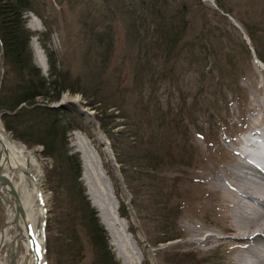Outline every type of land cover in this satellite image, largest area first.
Wrapping results in <instances>:
<instances>
[{"label": "trees", "instance_id": "obj_1", "mask_svg": "<svg viewBox=\"0 0 264 264\" xmlns=\"http://www.w3.org/2000/svg\"><path fill=\"white\" fill-rule=\"evenodd\" d=\"M176 1L182 3L184 0H83L81 23L82 40L86 43L82 57L89 68L93 65L92 70L99 72V77L105 75V70L110 67L114 50L112 28L119 21L118 14L122 22H127V36L138 46V56L133 60L135 66L132 88L128 91L143 88L147 78L152 88L146 93L140 115L134 117V124H129L132 141L122 142V133H111L102 120L103 115L114 108L112 102L116 99L113 96L122 97L117 99L118 110L122 112L120 118L130 119L129 111L125 108L126 99H123L127 90L123 94L116 90L107 94L101 82L92 77L94 79L84 87V93L89 96H83L93 100L86 102L84 107L97 112V127L109 141L114 162L119 165L122 180L128 185L127 191L136 196V190L133 193L129 184L133 180L147 183L145 187L148 189L146 193L149 205L146 212L153 222L157 223L159 220L160 225L156 228L158 231L163 230L161 236L170 231L171 225L177 224V199L180 193L176 188L179 184L176 178H171V185L164 190V183L157 184V176L162 168L187 166L185 144L189 140V130L193 129L192 125L196 122L193 119L194 112L199 111L214 118L222 103L220 94L225 92L227 95L229 92L237 97L239 93L238 98H241L242 94L238 89L236 91L237 82L229 79L240 71L238 63L251 60L250 49L244 43L241 44L243 50L240 54L245 53L247 60L238 58L233 51L221 54L222 50L204 32H199L196 37L188 40L190 25L186 18L187 8L182 3L173 12L171 8ZM217 4L222 11L225 9L219 2ZM40 6V0H0V45L5 71L0 87V122L5 133L14 141L21 142L28 148L41 146L40 155L51 161L52 166L45 173L46 185L52 194V209L48 212L50 217L46 218L45 223L48 264H118L109 248L107 231L80 183L79 156L71 153L68 143L72 132L88 131L90 134L91 129L85 125L81 113L73 105L53 107V104L60 102L62 93L73 87H67L70 78L56 67L57 59L52 53H47L50 69L47 77L35 67L31 57L29 41L32 35L26 27L25 15L33 13L43 20L38 12ZM138 20L141 21L143 35L146 33L142 39L131 31L132 24H136ZM245 27L248 38L254 44L256 58L264 64V37H259L256 31L246 25ZM97 58L99 64L94 62L91 65ZM160 59L165 62V67L154 71L151 62ZM223 60L227 61L223 63ZM190 72L200 76L201 86L219 78L218 84L210 85L215 86L210 92V101L205 102L208 107L205 110L198 108L204 106L198 99L203 94L202 88L197 91L199 95L194 96L189 89L187 91L182 87V81L187 79ZM214 73L218 76L214 77ZM157 82L168 84L177 92L176 107L171 106L172 102L169 100L164 103L157 100L156 91L153 90ZM134 83L138 86H133ZM38 99L42 102H37ZM155 125L168 131V137H164V141L152 132ZM147 129L152 130L150 134L145 132ZM93 145L96 146L97 142L94 141ZM130 171L139 174V178H134L135 174ZM108 175L111 176L110 173ZM118 188L117 193L120 192ZM118 201V215L130 224L129 234L135 236L138 229L132 223L127 206L122 200ZM130 204L139 222L141 214L134 197L130 199ZM174 239L175 237L166 238L153 245ZM186 256L175 255L172 260L174 262L178 257Z\"/></svg>", "mask_w": 264, "mask_h": 264}, {"label": "rangeland", "instance_id": "obj_2", "mask_svg": "<svg viewBox=\"0 0 264 264\" xmlns=\"http://www.w3.org/2000/svg\"><path fill=\"white\" fill-rule=\"evenodd\" d=\"M95 1L98 2L99 0ZM218 2L225 8L223 11L220 7H218ZM182 3L186 5V18L188 19L190 25L188 29V40L196 37L199 32H204L205 34L210 35V38L214 40L213 42L217 48L222 50L221 54L227 51H233V54L235 53L238 55V58L241 57L242 59H246V55H244L245 53L240 54L241 50H243L241 44L244 43L250 49L251 60L248 61L246 59L247 61L238 63L240 71H238L237 75H231L229 79V81L234 80L237 82L238 87L236 88V91L238 89L242 94L241 98H238L239 93L237 94V97H233L229 92L226 95L223 91L224 93L220 94L219 97V99L222 100V103L218 106V110L214 118H210L208 114L203 115L199 111L194 112L193 119H195L196 122L192 125L193 129L189 130V135L187 136L189 140L187 139V144H185L186 159H188L187 166L181 165L180 167L170 169L165 167L161 169L162 171L160 175L157 176V184L160 185L161 183H164V190L171 185V178L174 177L179 182L176 186L180 193L179 198L177 199L179 206V212H177L179 213L176 221L177 224L171 225L170 231L163 236H161L163 230L158 231L156 228L157 225H160L158 224L159 220H157V223L153 222L152 217L146 212L149 205L146 193L148 189L145 187L147 183L140 180L135 182L133 180L131 182L132 184H129V186L132 187L133 193L134 190H136V196H134L127 191L126 187H128V185H126L122 180L119 172V165L115 164L117 172H119L120 181L123 183L126 190V193L123 192L120 183H118L116 176H114L115 173H113L111 163L108 162L104 151L98 144V133L105 139L106 137L97 127V112L94 109L91 110L88 107H84L86 102H91L93 100L92 99L90 101L83 96H89L88 93H84L86 92L84 87L88 81H91L94 78L97 82H101L102 87H104V91L107 94L113 93L114 90H116L119 94H123L124 90H127V95L123 97V99H126L125 108L129 111L128 115L130 119L120 118L122 112L118 110L117 105L119 104V100L117 99H121L122 97L113 96V98L116 99L112 102L114 108L110 109L106 115H103L102 120L106 125L107 130L111 131V133H122V142L124 141L126 143L132 141L130 136L131 127L129 124H134V117L137 114L140 115V112L142 111L141 105H144L147 97L146 93L150 91L152 85L148 83L147 78L145 84L142 85L143 88H136L134 92L128 91V89L132 88L131 85L133 83L134 76L133 68L135 66L133 65V60H135L138 56V46L135 42L133 43V40H131L129 36H127V22H122L120 20V14H118L119 21H117L112 28L114 44L112 54L113 57L109 65L110 67L105 70V75L102 74L100 77L99 72L92 70V64L95 62L98 65L99 59H94L91 63L92 66L89 68L85 64L82 57L86 44L82 40L81 31V23L83 22V0H40L41 6L38 12L43 17V20L33 13H27L25 15L26 27L32 35V38L29 41V48L35 67L40 69L41 73L45 77L48 76L50 70L47 53H52L53 57L57 59L56 67L59 71L66 74L68 78H70V84H68L67 87H73H70L68 91L63 92L60 98L61 101L53 105L59 104L61 107L73 105L81 113V117L83 118L85 125L87 127L89 126L91 129L90 134L87 130L86 133H81L88 139L89 137H92L89 139L90 142L97 140V145L94 146L102 153L100 156H102L101 161L105 172L111 174L115 197L119 194V199L116 198L118 205V200H122L124 204H126L132 197H134L139 204L141 214L139 216V222H137L135 215V218L133 219V215L129 212L127 204L126 206L128 213L131 215L133 225L136 229H138V233L135 236H132L141 251L142 264H224L227 259L223 254L222 249H213L208 250V252H203L200 248H197L196 245L189 243L188 239L190 237L186 231L184 232V230L187 227L186 225H188V221L204 225V219L205 217L207 218V215H205L204 212L205 201L203 202V199H201L205 191L208 190L207 186L209 185L207 182L209 180L208 177H204L206 175V171L211 169L209 167H212L213 164H221L224 160L223 158H226V155H229L227 151L230 152L236 149L235 144H237L239 138H242L244 135L243 133L248 127L247 122L249 119L258 120L261 117L259 112L255 111L250 113V111L256 99V101L264 106V70L261 69L258 64L261 62L256 58L253 48L254 44L251 39L248 38L246 30L247 27H245V25L256 31L259 37H264V0H184ZM182 3H178L177 1L173 2L171 8L172 11L174 12L175 8ZM114 9L116 8L114 7ZM33 22L39 27V30L31 29L30 25H32ZM132 26L133 28L131 31L135 32L140 39H142L143 36H146V33L143 35L142 27H140V20H138L136 24H132ZM2 57L3 49H1L0 45V87L5 72ZM38 58L43 59L46 72H43V70L36 65V60ZM226 61L227 60H223V63ZM151 64L154 71H160L161 68L164 69L165 67V62L162 59L154 60ZM213 75L214 77L218 76L217 73H214ZM218 79V77L214 78L212 81L210 80L208 84L201 86L200 76L190 72L187 79L182 81V87L186 88L187 91L189 89L190 94L194 96L199 95L197 91L202 88L203 94L199 95L198 99L202 104H204V106H199L198 108H203L205 110L208 108L205 102L210 101V98L212 97L210 92L213 91V87L215 86L213 85L210 87V85H212V83L218 84ZM104 85H107V88ZM134 85L138 86L137 83H134L133 86ZM73 90L79 92L74 93ZM153 90L156 91L158 101L164 103L169 100L172 102L171 106L176 107L178 95L177 92H174L173 89L170 88V85L164 84L163 82H157L153 86ZM141 96H143V98ZM37 102H42V100L38 99ZM1 126L2 124L0 122V127ZM153 129L154 131L147 129L145 132L148 134H150L151 131L154 132V135L156 134L159 136L161 141H164V137H168V131L165 130V128H160L155 125ZM12 141L31 152L34 155L37 165L40 166L41 177L39 186L41 187L46 200L45 208L47 210V218L49 216L48 212L52 209V194L46 185L45 173L49 168H51V161L40 155L42 149L41 146L28 148L21 142L18 143L13 139ZM106 141L108 140L106 139ZM68 143H70L69 146L71 153L78 154L79 156V162L81 164L80 174L82 176V163L80 160V154L75 151L73 132L69 135ZM110 152L113 154L112 151ZM130 172L135 174V172ZM134 178L138 179L139 174H135ZM80 183L85 189V195H87L90 205H92L93 200L91 196L87 194V186L81 179ZM117 187H119V193H117ZM94 210L98 215L99 212L97 208H94ZM214 214L212 211V214H208V217L215 223L221 222L220 218L216 217V215L214 216ZM5 218V210L3 207H0V229L5 222ZM190 218H192V220ZM99 219L101 222V216H99ZM129 225L130 224L125 220V226L128 232L130 228ZM103 227L105 228V226ZM204 233H214L223 237V235L218 233L217 229L214 227H210L209 230H205ZM107 235L109 237V248H111L114 258H116L118 264H123L122 259L118 258V248L114 244L113 238L110 236L108 231ZM173 237H175L173 241L158 244L156 246L153 245L157 241H163L166 238ZM3 253L4 252H1L0 255L3 256ZM185 254L187 255L185 258L178 257V259L173 262L172 259L175 255ZM219 255H221V257ZM185 259L192 260L191 262L193 263L188 262ZM51 260L52 259L50 258V261Z\"/></svg>", "mask_w": 264, "mask_h": 264}, {"label": "bare ground", "instance_id": "obj_3", "mask_svg": "<svg viewBox=\"0 0 264 264\" xmlns=\"http://www.w3.org/2000/svg\"><path fill=\"white\" fill-rule=\"evenodd\" d=\"M30 26L32 30H39L34 22ZM258 64L264 70L263 64ZM36 65L46 72L42 58L36 60ZM256 100L250 113L257 111L261 117L258 120L249 119L244 135L235 144L236 149L227 151L229 155L223 158L221 164H213L206 171L204 177H208L209 185L201 199L205 201L204 212L208 219L203 218L204 225L188 221L184 230L190 237L189 243L203 252L222 249L227 259L224 264H264V106ZM73 136L75 151L80 154L82 163L80 179L87 186V194L101 216V224L118 248V258L123 264H142L141 251L127 231L125 220L118 215L114 185L103 168L100 153L81 132L75 131ZM97 140L112 165L116 180H120L106 139L98 133ZM0 160L4 161V177L16 188L23 210L22 220L18 218L15 224L14 205L8 206L5 201L1 205L6 220L13 221V224L5 227L3 236H0V254L4 252L3 256L0 255V264H45L43 225L47 210L39 186L40 166L31 152L5 135L2 126ZM212 211L221 222L215 223L208 217ZM210 227L217 229L223 237L204 233Z\"/></svg>", "mask_w": 264, "mask_h": 264}, {"label": "water", "instance_id": "obj_4", "mask_svg": "<svg viewBox=\"0 0 264 264\" xmlns=\"http://www.w3.org/2000/svg\"><path fill=\"white\" fill-rule=\"evenodd\" d=\"M54 108H60L59 104L57 105H53ZM4 130V129H3ZM5 135H7L5 133ZM7 137H10L9 135H7ZM106 141V140H105ZM107 142V145H108V148H109V143L108 141ZM113 158V157H112ZM4 161L2 162L0 160V207H2L1 205L3 204V202L5 201L7 203L8 206H11L12 204L14 205V210H15V217H14V220H15V224L18 223V218H20L22 220V217H23V210L21 209V204H20V199H19V195H18V192L16 190V188H14L13 184L11 181H8L7 178L4 177V174H3V170H4ZM118 180V183H120V185L122 186V190L124 193H126V190H125V187L123 185V183L119 180ZM127 206H128V209H129V212L131 213V215H133V219L135 218L134 217V214H133V211H132V208H131V204H130V199L127 201ZM4 224L1 226V229H0V236L2 237L3 236V230L5 229V227L9 226V225H12L13 224V221H9V220H4ZM45 223H46V219L44 221V225H43V237H44V262L45 264H47L46 262V259H47V251H46V240H45V236H46V230H45ZM1 244H0V251H1Z\"/></svg>", "mask_w": 264, "mask_h": 264}]
</instances>
